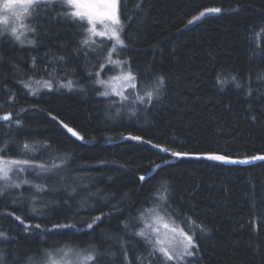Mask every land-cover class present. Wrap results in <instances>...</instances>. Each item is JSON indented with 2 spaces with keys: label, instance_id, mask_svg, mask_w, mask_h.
<instances>
[{
  "label": "trees",
  "instance_id": "obj_1",
  "mask_svg": "<svg viewBox=\"0 0 264 264\" xmlns=\"http://www.w3.org/2000/svg\"><path fill=\"white\" fill-rule=\"evenodd\" d=\"M59 16L35 44L0 36V149L49 168L67 161L58 172L30 169L28 183L42 190L0 195L3 264H28L65 245L94 247L104 254L99 264H172L149 256L151 245L136 235L164 183L175 221L199 245L188 264H264V160L251 159L264 155V0H121L130 37L121 54L139 89L165 81L132 114L100 95L83 27ZM51 72L72 89L33 95L24 87Z\"/></svg>",
  "mask_w": 264,
  "mask_h": 264
},
{
  "label": "snow or ice",
  "instance_id": "obj_2",
  "mask_svg": "<svg viewBox=\"0 0 264 264\" xmlns=\"http://www.w3.org/2000/svg\"><path fill=\"white\" fill-rule=\"evenodd\" d=\"M56 8H64L63 13H57L58 15H62L70 20H74L77 22H81L82 25L87 28L88 32L92 35H100L105 36L104 32H97L95 25L97 22L103 23L104 21H108L112 24V28L110 34L107 35V39L112 41L113 43L110 46V50L105 48L104 51L107 53L105 56V60L109 64H116L121 67L123 71L124 65H127L128 71L126 73L125 79H130L135 81L137 79L136 75L133 74L131 69L130 61H120V60H113L112 54L117 53L118 48L121 51L128 50L127 44L125 43V39H129L125 34V37L122 38L121 33L124 31L123 25L121 23V0H2L0 2V25H4L2 31H0V35L7 34L11 38H14L16 41L23 43L21 40V36L25 35L27 32L35 33L34 28H30L27 24L23 23L22 17H38L39 13L44 10L55 11ZM20 9V10H18ZM209 13H219L221 11L220 8H210L206 10ZM205 15V12H201V16ZM191 23V21H190ZM90 26V27H89ZM23 29V31H21ZM261 32L264 33V28L261 29ZM90 38L81 41L82 45L85 47H89L90 45ZM30 44H35V41H28ZM95 43V41H92ZM58 59L63 60L64 57H59ZM33 65H35V61L33 60ZM143 73L140 74L141 78H143ZM96 76L99 77V72L96 73ZM233 82L236 81V77H231ZM23 83V82H22ZM37 84L41 83L40 81L36 82ZM96 83L105 84L104 80L97 79ZM164 78L162 76L157 77L153 90L147 91L146 95L149 101L153 98L154 94L159 92V89L164 86ZM221 84L225 82L220 80ZM43 86L46 88H51L52 84L50 81H44ZM61 86L65 88H72V81L69 80L66 84H62ZM237 87L239 84L237 82ZM25 88H32L31 83H24ZM137 88L136 84H133V89ZM32 94L35 95V90L32 91ZM119 94V93H117ZM251 94V93H250ZM101 96L108 97L110 95L109 91H103L100 93ZM122 99H127V97H123ZM140 102H144V98H140ZM5 121L11 120V113L5 115L3 117ZM15 123L17 127H22V122L19 119L12 121ZM67 128V125H64ZM69 132H72V129L68 128ZM73 135H76L73 132ZM82 139V138H81ZM134 140H140L141 137H132ZM44 148H50V145H43ZM23 149L27 151H32L33 148L30 147L28 143L23 144ZM0 152H3L4 155L0 156V181L4 182V186L0 187V195H3L4 191L9 187H16L19 188L20 184L15 183L12 181V177L10 173L13 172V169L17 172H23L25 167L27 168H40L44 171H59L62 170L63 166L67 163L66 160H63L61 164H52L49 168L45 164H35L33 161L28 159H21V160H5V156L7 155L5 149H0ZM173 156H187V153H178L173 152ZM212 160L222 161V162H233L227 156L223 155H210L208 157ZM253 160H264V155L256 156L251 158ZM248 162V161H244ZM140 181H145V177H139ZM23 183H28L27 180L23 181ZM38 191L42 190L40 185H36ZM155 200L152 202V207L147 210V214L145 212H141L138 219L144 223V228H142L136 235L143 237L147 240L148 244L151 245V252L149 256L157 257L161 259L163 262H172V264H188L186 258H191L196 255V250L198 249L199 245L196 242L194 233L190 234L188 231H185L183 226L180 227H172L171 232L172 236L168 237L167 239L163 238L159 228H152L150 223L146 222V215L150 218L153 214L156 218L160 220H164L168 218L173 223H175V216L179 215L176 209L172 208L171 206V191L166 183L161 185V189L157 190L153 193ZM171 209V210H170ZM35 211V209H34ZM14 215V214H13ZM16 220H21L20 216L15 217ZM102 219V217H96V221ZM185 220L190 221L191 218H183ZM95 223V221H93ZM93 223H88L87 228L92 229ZM36 229H39L41 226L36 224L34 226ZM55 228H60L62 226L56 225ZM68 227V226H63ZM127 227V225H125ZM170 227L169 223H163V228L168 230ZM148 228H152L151 236L152 238L149 239V235L147 234L146 230ZM201 231H204L201 228ZM177 234L179 239H177ZM0 238L7 240L9 237L5 232H0ZM121 248H124L123 242H121ZM41 257L43 261L46 258ZM76 257V264H99V262L104 258V254L98 252L97 249L90 248L85 250L83 253H75ZM82 258V259H81ZM3 254L0 253V264H3ZM124 259L127 260V254L125 250ZM151 264V262H150Z\"/></svg>",
  "mask_w": 264,
  "mask_h": 264
},
{
  "label": "rangeland",
  "instance_id": "obj_3",
  "mask_svg": "<svg viewBox=\"0 0 264 264\" xmlns=\"http://www.w3.org/2000/svg\"><path fill=\"white\" fill-rule=\"evenodd\" d=\"M2 2V0H0ZM20 10V9H18ZM52 16H51V15ZM3 15V14H0ZM54 17L55 19H58L56 21H60V16L53 13V11L49 10H44L41 11L38 15V17H22L23 23L27 24L30 28H34L36 31L35 33L33 32H27L25 35L21 36V40L23 43L16 41L14 38H11L7 34H2L0 36H9L11 39H13L15 42L21 44V45H32L28 43V41H35L37 31L41 28V26L45 25L47 22L51 20V18ZM63 20V19H62ZM77 22V21H76ZM83 27L85 39L90 38V45L89 47H86V55L90 57L93 60V63L91 64V67L93 68V71L95 73L96 80H104L105 84H99L98 85L101 87V92L103 91H109L110 95L108 96L109 98L114 99V103L116 105L121 106V109L123 110L124 106H127L128 108L134 107L140 103V98L143 97L144 100H146L148 97L146 95L147 90H141L139 89L137 79L135 81H132L130 79H125L126 73L128 71L127 65H124L123 71L121 70V67L116 65V64H109L105 60V56L107 53L104 51L105 48H108L110 50V46L113 43L112 41H109L107 39V35L110 34L112 24L108 21H104L103 23L97 22L95 25L96 31L97 32H104L105 36H100V35H92L88 32L87 28H85L81 22H77ZM122 23V21H121ZM123 25V23H122ZM90 27V26H89ZM4 28V25H0V31H2ZM124 29V25H123ZM23 31V29H21ZM121 36L123 38V32L121 33ZM84 39V40H85ZM83 41V39H82ZM92 41H95V43H92ZM112 59L113 60H120V61H125L122 54L121 50L118 48L117 53L112 54ZM99 72V77L96 76V73ZM133 74L135 72L132 70ZM55 72H51L49 77L45 78L43 77L42 79H37L31 83L32 88L31 91L35 90V94L41 92L42 90H53V89H69L61 86L62 84H66L69 80H63L60 78H55L54 75ZM70 75V73L66 72V76ZM137 77V76H136ZM40 81L41 83L37 84L36 82ZM44 81H50L52 84V87L46 88L43 86ZM133 84L137 85V88L134 90L133 89ZM72 89V88H71ZM119 93V94H117ZM156 95L154 94L153 98ZM123 97H127V99H122ZM136 109L131 108L128 112L130 114L134 113ZM0 156H3L2 153H0ZM5 160H21V158H10L8 156H5ZM41 164V163H39ZM31 168L25 167V170L23 172H17L15 168L13 169L14 172L10 173L12 177V181L16 182L17 184H20L19 188L16 187H9L7 188L4 193H9L10 191L13 190H22L24 187H32L33 191H38L36 188V185H40L37 183H23V181L27 180L28 181V173ZM16 171V172H15ZM20 173V174H19ZM16 174V175H15ZM14 175V176H13ZM4 186V182L0 181V187ZM41 188L42 185H40ZM147 214V211L145 212ZM146 217H148L146 215ZM146 222L150 223L152 225V228H159L161 235L163 238L167 239L168 237L172 236L171 228L172 227H180L181 225L175 221L173 223L171 220L168 218H165L164 220H160L156 218V216L153 214L150 218H146ZM169 223L170 227L168 230H165L163 228V223ZM144 228V223H142V227L140 230ZM152 228H149L146 230V232L149 235V239L152 238L151 233H152ZM186 231V230H185ZM177 239H179V236L177 234ZM87 249H82L75 247L73 245H65L64 248L61 249H55L51 253H47L46 258L42 261L41 258L35 259L30 261L28 264H76V257L75 253H83ZM45 256V255H44ZM42 256V257H44ZM82 259V258H81ZM40 260V261H39ZM35 261V262H34Z\"/></svg>",
  "mask_w": 264,
  "mask_h": 264
},
{
  "label": "bare ground",
  "instance_id": "obj_4",
  "mask_svg": "<svg viewBox=\"0 0 264 264\" xmlns=\"http://www.w3.org/2000/svg\"><path fill=\"white\" fill-rule=\"evenodd\" d=\"M31 90V89H30ZM29 90V91H30ZM16 92V91H15ZM11 112V111H10ZM106 119V118H105ZM47 127V126H46ZM51 133V132H50ZM7 134V133H6ZM1 137V136H0ZM84 138V137H83ZM34 144V143H33ZM1 148V147H0ZM35 152V151H34ZM41 152V151H40ZM13 158V157H12ZM21 158V157H20ZM41 158H43L42 156H41ZM50 158V157H49ZM6 159V158H5ZM26 159V158H25ZM38 161V160H37ZM81 167V166H80ZM28 169V168H27ZM14 172V171H13ZM16 172V171H15ZM20 174V173H19ZM16 175V174H15ZM14 176V175H13ZM30 179V178H29ZM16 183V182H15ZM30 183V182H29ZM34 183V182H33ZM39 184V183H38ZM42 189V188H41ZM50 192V191H49ZM57 202V201H56ZM43 205V204H42ZM38 207V206H37ZM39 208V207H38ZM38 208H36V209H38ZM144 211V210H143ZM103 216V215H102ZM24 217V216H23ZM104 217V216H103ZM146 218H148V217H146ZM17 221V220H16ZM33 223V222H32ZM34 224V223H33ZM197 227V226H196ZM149 229V228H148ZM150 230V229H149ZM198 230V229H197ZM33 233V232H32ZM38 234V233H37ZM148 234V233H147ZM17 235V234H16ZM151 239V238H150ZM68 243V242H67ZM151 251V250H150ZM45 253V252H44ZM43 253V254H44ZM35 257V256H34ZM33 260V259H32ZM36 261V260H35ZM34 261V262H35ZM40 261V260H39ZM28 263V262H27Z\"/></svg>",
  "mask_w": 264,
  "mask_h": 264
}]
</instances>
